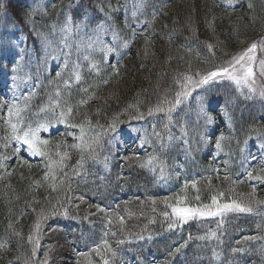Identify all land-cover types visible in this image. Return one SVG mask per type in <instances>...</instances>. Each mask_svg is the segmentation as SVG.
I'll return each mask as SVG.
<instances>
[{
  "label": "trees",
  "instance_id": "1",
  "mask_svg": "<svg viewBox=\"0 0 264 264\" xmlns=\"http://www.w3.org/2000/svg\"><path fill=\"white\" fill-rule=\"evenodd\" d=\"M262 36L264 0H0V264H264V213L181 222L172 211L264 201V181L247 176L264 177V96L219 80L189 87L170 119L148 114L174 102L183 75L198 80ZM67 105V122L40 131L52 160L68 155L53 182L8 121L37 127ZM86 121L85 140L101 142L81 166L68 145ZM153 155L160 163L141 167Z\"/></svg>",
  "mask_w": 264,
  "mask_h": 264
},
{
  "label": "snow or ice",
  "instance_id": "2",
  "mask_svg": "<svg viewBox=\"0 0 264 264\" xmlns=\"http://www.w3.org/2000/svg\"><path fill=\"white\" fill-rule=\"evenodd\" d=\"M133 15H135V13H133ZM99 27V25L97 26ZM62 32L68 34L71 33L72 31V27L70 24H66L62 29ZM37 35H41L40 33H37ZM115 35V34H114ZM46 39V37H45ZM124 47H128V41H124L123 44ZM209 47H211V45H209ZM258 47H264V40L260 41V42H253L247 49H245L243 52H241L240 54H238L237 56H234L232 58L231 61L227 62L228 66L224 67H218L213 71H210L207 73L206 76H202L200 79L198 80H194L191 76L188 75H183L181 77V79L183 81H186V83H180V88L182 89V91L176 92L175 93V99L174 102L172 101H168L167 98L165 97L164 99H162L161 101L158 102V104L155 106V108H150L148 109V114L151 115L153 113V111L156 112H167L169 114V119L170 114L172 112V110L180 105L182 103L183 98H186L190 95V92L188 91L189 87L192 88H198L203 84H207L209 83V81H212L216 78H220V77H227L228 79L234 81L237 85H247L249 90L251 92H256V89L253 87V84L255 83V72L253 71V64L256 60V50ZM106 49L108 52H114L116 51V49L112 48L111 46H106ZM261 75H264V60H262L261 62ZM61 73L57 72V76H60ZM77 79H79V74H77L76 76ZM107 81H105L106 83ZM179 82V81H178ZM261 96H264V90H261L259 93ZM58 103V102H57ZM79 103L84 104L87 103V101L81 100ZM163 105H171L170 107H168L167 109H165V107H163ZM73 113V106L71 105H67L65 107L64 110H61L58 114V116L56 117L55 121H48L47 124H39L37 127H32L31 125H27L24 127H20V123H12L11 119H9L8 124L9 127L11 128V136L10 138L18 143H20L21 145H26L27 146V150L28 152L31 153V155L33 156H42L46 158V162H45V168L47 169L45 171L44 174V179L47 180L50 177L52 178L53 182L55 181V173L53 171L54 167L55 168H64V160L68 158L67 153H59L57 152L56 155H58L60 157V159L58 161H54L51 159V157L49 156L48 151L46 150L47 146H49V141L48 140H42L40 137V131L43 128L44 130H47L48 125H50L53 122H67V120L71 117ZM16 115L19 116V110L17 109ZM9 116H12V108H9ZM143 114L140 113L138 114V116L136 118H142ZM205 120L207 122H211L210 118H208L207 116H205ZM90 122H85L82 124H76L73 125V127H79L80 131H81V135L80 137H78V139L80 140V143L77 144H71L68 145L69 148H74V149H80L81 150V158L79 163L83 164V160H84V152H87L88 156L90 157H94L95 156V148L93 147L95 146H99L100 142H101V133H97L95 136H90L88 137V140H85V136L87 135L85 133V126L86 124H88ZM165 128L168 127L167 124H165L164 126ZM107 131H112L115 132L116 131V122H115V118L113 123H111L108 126V129L103 130V133L106 134ZM156 136L158 139H161L160 134L156 133ZM224 136L223 134H221L220 138L217 140L216 142V147L219 148L220 147V140H223ZM145 143H148L147 140H145ZM245 143H247V141H245ZM7 147V144L5 145ZM143 146V145H141ZM56 147H59V145H56ZM20 149L16 148L14 149V153L19 152ZM7 158V157H6ZM25 163H27V161H25ZM160 163L159 161V157L157 156H149L142 164L141 167H151V168H155L158 164ZM161 171H163V168H161ZM247 176L249 179H257V180H262L264 181V177H260V176H253V173L251 171H249L247 173ZM55 186V185H54ZM255 186H253V191L251 193V195L254 197L255 196ZM220 196H223L224 193H220ZM81 199H83V197H81ZM198 199V197H197ZM260 204H264V201H260V200H251L248 204H244V203H240L237 202L235 200L228 202V203H219L216 197L212 198V204L211 205H203L202 207H189V206H185V207H178V206H174L172 211L175 214V216L177 217V219L181 222H186L187 220L194 218V217H216V216H223L226 213H235V212H239V213H253L254 212V205H260ZM165 215L167 216L168 214L165 213ZM43 213L41 214V219H43ZM121 224L123 223V217L119 218ZM111 222V221H109ZM176 224H170L169 227H175ZM35 228L37 231H39L40 229V223L39 221L37 222V224L35 225ZM211 237H216V232H211L210 233ZM206 237L201 236L199 237V239H205ZM28 239L30 241L33 242V249L32 252L33 254H35L38 246H39V237H33L31 234L29 235ZM104 244L107 245V241H104ZM100 249V245L96 246V250L98 251ZM177 252L180 251V249H176ZM235 251V249L233 250ZM81 256H84V253H80ZM113 255H115V253L113 252ZM25 264H31L30 259L25 261ZM104 264H108L107 261L104 262Z\"/></svg>",
  "mask_w": 264,
  "mask_h": 264
},
{
  "label": "rangeland",
  "instance_id": "3",
  "mask_svg": "<svg viewBox=\"0 0 264 264\" xmlns=\"http://www.w3.org/2000/svg\"><path fill=\"white\" fill-rule=\"evenodd\" d=\"M262 37H264V36H262ZM262 40H264V38H262ZM261 40V41H262ZM247 49V48H246ZM245 50V49H244ZM244 50H242V51H240L239 53H237V54H235V55H233L227 62H229V61H231L232 60V58L234 57V56H237L238 54H240L241 52H243ZM255 55H256V59L257 58H259V59H262V60H264V47H258L257 48V50H256V53H255ZM227 62L224 64V67H227L228 66V64H227ZM258 64V63H257ZM253 71L255 72V83L253 84V87L256 89V91L257 92H259L260 93V91L261 90H264V75H261V65H259L258 64V66H256V67H254V64H253ZM215 70V69H214ZM213 71V70H212ZM219 80H223V81H228V80H230V79H228L226 76L225 77H220V78H216V79H214V80H212V81H209V83H207V84H203V85H208V84H210V83H213V82H217V81H219ZM232 81V80H231ZM240 87H247L248 88V86L247 85H244V84H241V85H239ZM249 89V88H248ZM225 203V202H224ZM221 204H223V203H221ZM229 214V213H228Z\"/></svg>",
  "mask_w": 264,
  "mask_h": 264
}]
</instances>
